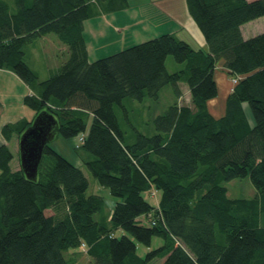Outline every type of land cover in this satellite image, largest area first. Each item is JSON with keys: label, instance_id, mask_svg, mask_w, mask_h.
Here are the masks:
<instances>
[{"label": "trees", "instance_id": "1", "mask_svg": "<svg viewBox=\"0 0 264 264\" xmlns=\"http://www.w3.org/2000/svg\"><path fill=\"white\" fill-rule=\"evenodd\" d=\"M99 1L0 0V68L38 90L24 98L33 118L5 125V139H20L39 113H51L56 136L80 139L83 164L116 198L105 213V198L87 194L82 166L52 141L35 181L13 169L14 154L1 144L0 264H71L65 252L77 248L91 264H264V32L242 33L264 17V0H186L208 50L165 33L90 61L83 23L102 11ZM50 33L70 56L41 81L26 47ZM169 56L179 71H168ZM221 60L235 83L217 118L209 100ZM183 84L191 103L159 114L155 134L131 125L126 101L156 100L167 85L181 99ZM245 177L257 195L229 197L224 183ZM119 230L148 246L155 236L164 243L141 256Z\"/></svg>", "mask_w": 264, "mask_h": 264}, {"label": "rangeland", "instance_id": "2", "mask_svg": "<svg viewBox=\"0 0 264 264\" xmlns=\"http://www.w3.org/2000/svg\"><path fill=\"white\" fill-rule=\"evenodd\" d=\"M147 0H138V2H144ZM136 2V1H135ZM92 24V23H91ZM167 31V30H166ZM157 35V34H154ZM161 35V34H160ZM159 36V35H157ZM157 36H152L149 39L155 38ZM149 39H145L146 41ZM42 40V41H41ZM36 40L34 44V49L31 50V47L28 50V62L31 68L36 69L39 72L40 80L47 79L50 77L51 72L61 66L65 61L68 60L70 56L69 47L67 44L63 43L56 34L50 33L45 39ZM91 46V53L89 55L90 61H96L100 58L111 55L115 50H113V46L117 45V42L113 43V46L102 45L99 41H94L93 39H88ZM144 40V41H145ZM143 41V42H144ZM100 44V46L98 45ZM121 47V44L116 48L117 52ZM32 52V54H31ZM104 52V53H102ZM183 67V64L178 63L173 56H169L167 60V69L169 72L179 71ZM50 68L52 70H50ZM216 82L218 86V95L209 100V109L213 113L215 117H222L226 113L227 107V98L232 91L235 83V80H232V76L228 74L227 68L224 66V62L218 61L216 64ZM29 86V85H28ZM15 89V90H14ZM182 98L179 99L174 91V87L172 85L165 86L161 92L158 99L146 98L143 102H125L126 109L128 111L130 123L133 127L138 128L141 132L147 135L155 134L156 128L154 124V119L159 115L166 111V109L176 103L180 102L181 104H190L191 98L188 92V87L186 85H182ZM18 90L15 86H12L11 89L7 90L5 99L9 103H11L13 108V112L20 113V108L22 106V99L17 100L15 94L17 95ZM36 91L29 86V89L26 92L28 94H34ZM21 103V104H20ZM26 110V109H25ZM29 116L33 118L35 115L34 111L30 108ZM119 117L121 119L122 124L124 123V114L123 108L118 107ZM250 113V110H249ZM130 129H133L131 126H128ZM3 130V129H2ZM4 136V135H3ZM19 137L18 142L16 143L17 148L15 151V159L12 163L13 169H21L20 164V155H19ZM9 141V140H7ZM80 143L79 138H71V139H63L60 136H55L54 140L51 142V145L62 151V153L69 158L74 163L81 165L85 173L87 174L90 187L88 189L87 194H99L102 195L106 200V211L108 213L111 208L115 205L116 198H114L109 189L101 186L98 181L93 177L91 172L87 169V167L83 164L82 158L80 157L81 151L77 150ZM7 144V143H6ZM8 145V144H7ZM73 155V156H72ZM224 185L228 188V195L231 198H253L257 195V189L253 185L250 177L245 178H237L229 182H225ZM148 197V196H147ZM150 199V198H149ZM152 203H155L154 199H150ZM261 222L264 223V215L261 216ZM123 234H127L129 237L134 239L137 242V251L139 255L145 256L148 251L158 248L163 245L164 240L161 237L155 236L152 239V243L150 246L142 244L138 242L132 235L129 233L119 230L117 231V236H121ZM66 258L69 260L71 264H91L94 261L90 256L87 255L86 251L83 248L71 249L65 252ZM161 260H155L150 264H160Z\"/></svg>", "mask_w": 264, "mask_h": 264}, {"label": "crops", "instance_id": "3", "mask_svg": "<svg viewBox=\"0 0 264 264\" xmlns=\"http://www.w3.org/2000/svg\"><path fill=\"white\" fill-rule=\"evenodd\" d=\"M125 2L126 0L99 1L98 6L102 11L83 23V35L89 55L91 53V46L93 45L90 44L88 40L90 38L94 41H99V43L106 45V47H108L107 45L113 46V43L117 42V45L112 47L113 50H115L113 52H117L116 48H118L120 44L121 49L118 51L141 43L152 36H160V34L162 35L165 33H173L179 39L187 41L196 49L202 48L208 50L204 35L189 14L186 0H147L144 2L127 0L128 5L126 7L112 9L114 6L122 5ZM262 32H264V17L242 26V33L245 38L256 36ZM47 36L48 34L36 40L40 41ZM36 40L28 45L31 47V50L34 49L33 46ZM98 45L100 46V44ZM27 49L29 48H26L28 55ZM34 70L39 75V72L36 69ZM50 70L52 69L50 68ZM12 86H15L18 90L17 95L15 94L17 100L23 98L22 106L19 107L20 113L13 112V108L15 107H12L11 103L5 99L7 90L11 89ZM28 89V84L13 71L0 68V145L7 143L14 154V159L18 136L14 134L11 139L7 141L3 136L2 129L5 125H12L21 120L32 119L28 117L30 113L28 110L29 107L24 103V98L27 96L26 92ZM34 90L36 92L38 91L37 88ZM14 170L17 169L14 168Z\"/></svg>", "mask_w": 264, "mask_h": 264}, {"label": "water", "instance_id": "4", "mask_svg": "<svg viewBox=\"0 0 264 264\" xmlns=\"http://www.w3.org/2000/svg\"><path fill=\"white\" fill-rule=\"evenodd\" d=\"M58 128L57 119L51 113L43 111L20 136L21 169L30 180H37L46 145L54 140Z\"/></svg>", "mask_w": 264, "mask_h": 264}]
</instances>
